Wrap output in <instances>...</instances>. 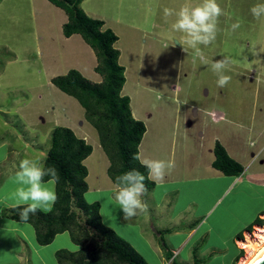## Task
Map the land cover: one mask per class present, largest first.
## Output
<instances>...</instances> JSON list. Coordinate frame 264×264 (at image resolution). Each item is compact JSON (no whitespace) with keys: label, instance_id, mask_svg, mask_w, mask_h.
<instances>
[{"label":"rangeland","instance_id":"obj_1","mask_svg":"<svg viewBox=\"0 0 264 264\" xmlns=\"http://www.w3.org/2000/svg\"><path fill=\"white\" fill-rule=\"evenodd\" d=\"M200 3L202 0H85L81 6L86 13L108 20L119 37L116 47L122 53L119 63L127 68L126 92L133 95L135 107L152 115L151 134L168 129L165 133L175 139L176 156L194 167L206 163L208 150L213 148L217 136L230 140L240 149L246 147L243 152L247 157L264 148V19L255 20L250 13L254 4L264 3V0H217L224 10L219 18L220 32L215 43L200 46L197 51L183 43L184 34L172 30L175 16L165 18L164 9L178 11L185 4L196 6ZM66 19L65 11L48 0H0V108L5 109V114L0 113V121L16 120L15 126L21 128L15 112L29 118L24 120L28 123H37L42 118L45 123L38 128L39 140L32 146L39 151L50 148L51 131L56 126L81 125L82 121H87L78 100L54 86L52 79L75 69L94 83L103 81L95 71L97 56L82 36L76 34L66 38L63 35ZM236 23L240 27L233 30L232 25ZM223 57H230L233 62L225 71L231 81L220 88L211 65ZM222 109L226 119L211 120L209 112ZM189 121L192 126H188ZM9 123L5 126L9 128L7 134L6 129L2 133L6 139H12L13 130L17 129ZM165 144L171 146L172 141ZM203 151L206 153L202 154ZM190 177L198 176L192 174ZM200 184L183 185L182 191L172 194L169 199L175 214L191 200H201L207 183L203 187ZM221 190L217 188L209 194L201 209L192 205L190 213L171 225L170 216L155 217L154 204L160 191L153 193L149 189L144 197L147 211L142 217L129 219L128 224L144 226L148 235L155 233L153 226L160 228L161 232L155 234L162 244V238L167 240L164 229L189 230L191 223H196L194 215L212 206ZM93 194L98 197L96 192ZM227 195L231 197L233 192L230 190ZM107 197L108 192L103 191L104 217L109 211ZM91 198L88 196V200ZM226 202L216 205L206 219L211 222ZM218 206L220 209L215 211ZM172 208L171 212L167 209L170 215L174 212ZM144 217L150 222L145 223ZM173 235L172 241L176 243L183 237ZM262 236L264 225H256L251 232H244L243 240H227L221 253H203L207 246V240H203L194 253H188L187 249L175 260L180 262L188 258L187 264H195L196 259L201 260V264H232L243 251L236 264H248L264 247ZM211 240L213 242L214 238ZM53 245L51 248L56 247L57 242ZM66 246L64 248L74 247L70 242ZM138 247L143 252L145 247L139 244ZM160 247L164 262H169L164 248ZM45 251L43 254L49 261L50 253ZM144 254L149 263L162 259L148 250ZM50 261L54 259L51 257Z\"/></svg>","mask_w":264,"mask_h":264},{"label":"crops","instance_id":"obj_2","mask_svg":"<svg viewBox=\"0 0 264 264\" xmlns=\"http://www.w3.org/2000/svg\"><path fill=\"white\" fill-rule=\"evenodd\" d=\"M86 14L89 17L91 15L94 19L100 17L95 14H90L89 12ZM100 19L105 22L104 29H111L108 20L99 18V20ZM67 21L68 16L64 24ZM74 36L76 35H73L72 37ZM86 47L84 48L86 49ZM120 59L119 62L122 61L121 52ZM121 65L123 66V64ZM124 68L126 75L127 68ZM68 72L64 73V75ZM127 82L128 80L126 78L122 95L130 98V107L134 119L142 121L146 125V133L144 134L139 147L140 161L142 162L144 159L164 160L173 165L163 181H153L149 177L155 184L154 188H152L153 193L156 192V190L160 191L159 198L154 204L155 217L170 216L169 220L172 225L185 214L190 213L192 205L196 204V206H198L197 209H201L200 206L206 202L205 199L207 196L215 192L217 188L222 189L220 192L221 194L215 199L216 202H214V204L212 203V206L202 210L204 211V214L200 213L196 215L195 213L197 210L194 212V220L196 223H191L190 227L187 228L189 230L178 229L175 230L176 232H172L170 228L163 230L165 235H167L166 243L170 248V251L174 254V257L171 260H168L169 262L165 263V259L162 256L163 251L160 247V238H157L155 234L156 232H161L160 228L158 229V227L153 226V231H155V233L152 232L153 235H148L144 226H130L128 224L129 220L125 221L123 219L122 212L118 208H114V194L117 189L115 183L112 181L109 174H107L111 164L110 160L103 148H100L101 144L97 130L90 126L88 121H82L81 125L70 123L67 128L73 130L79 138L84 139L93 147L92 154L84 161V164L88 168V177L86 180L89 187L88 192L85 194L86 201L90 204L99 203L103 223L114 230L122 239L130 243L147 262L148 260L144 254L145 250H148L154 255L158 254L159 257L162 258L161 260H157L156 263L148 262L149 264H171L173 259L177 260V258L182 256L187 249L189 250L188 253H194L200 245L199 242H202L203 240H207V246L205 251H202L203 253L214 254L219 253L218 251L221 253L227 240H234V238L236 240V235L242 232V230L250 225L257 217L264 218V148H261L259 152L253 153L251 157H247V154L244 153L247 149L246 147H243L245 150L243 152V148L240 149L230 140L225 141L217 136L218 138L215 137L214 139L215 142L213 148L208 150V158L205 157L207 159L206 163L199 166L197 165L196 167H194V165L190 166L182 161V157L178 158L176 156L175 139H170L169 134L167 135L165 133L168 129H164L163 131L161 129V131L156 132L155 135L151 134L150 118H152V115L147 110L135 107L133 95L126 92L128 88ZM4 110L5 109L0 108V113H4ZM217 111L212 110L209 112L212 117L211 120L216 122L226 119V113L223 109ZM23 117L24 115H21V113L15 112V118H20L19 122L21 123V128L15 126L16 120L13 122L11 119L10 123L0 121V264H60L56 258L57 252L66 250L70 253H78L82 249V246L73 241L72 235L69 232L56 235L51 244L42 246L39 245L37 241L36 229H34L35 227L32 224L27 222L21 223L4 216V210L13 207L12 193L17 187L14 183V176L19 170L18 166L20 161L23 159H34L40 160L44 165L49 150L48 147H45V150L40 151L36 146L35 148H32V146L36 145L39 140L40 131H38V128L39 126H42L45 121L41 118L37 122L38 124L40 122V125H38L32 121V123L24 121L27 117ZM8 123L17 127L16 131L13 130L14 133L12 139H6V136H2L5 129V133L7 134L8 132L9 128L7 129L5 127ZM188 126H192L191 121L188 122ZM57 127L65 126H56L55 128ZM54 129L51 131L52 133ZM171 141V146L165 144L167 142L171 143ZM217 142H220L225 147L231 158L242 164L244 167V173L240 175V177L224 176L222 172L213 167V162L215 161L214 149ZM17 143L21 145H17ZM251 145L253 146V142ZM204 153H206V151H203L202 154ZM192 174H195L198 177L191 179L190 175ZM202 180L205 183H202ZM191 183H201V187L207 183L203 187V192H201V200H191L186 206L181 208L177 214H175V210H173L169 198L172 194L177 193V191H182L183 185ZM230 190L233 192L231 197H229L230 195H227ZM103 191H106L109 194V197H107L109 201V211L107 212L106 217H104V208L101 200ZM94 192L98 194V197L94 196ZM88 196H92L91 200H88ZM185 200H187V197H185ZM226 200L227 202L221 208L217 216L213 217L212 221L209 222L206 219L207 215L216 205H222ZM220 207L221 206H218L215 211H218ZM171 208L174 211L172 215L169 214ZM167 209H169L170 212H168ZM145 212H142L135 217H142ZM143 221L145 223L150 222V220H147L145 217ZM174 233L183 236L177 243L172 241ZM212 238H214L213 242L211 240ZM219 240L220 242H218ZM56 242L57 246L51 248ZM69 242L70 244H73L74 247L64 248L67 247L66 245L67 243L69 244ZM136 243L145 247L143 248V252L139 249L138 244ZM45 250H48L50 253L49 261L43 254V251L46 252ZM175 255L177 257H175ZM51 257L54 259V262L52 263L50 261ZM187 260L188 258H183L179 263L187 264Z\"/></svg>","mask_w":264,"mask_h":264},{"label":"trees","instance_id":"obj_3","mask_svg":"<svg viewBox=\"0 0 264 264\" xmlns=\"http://www.w3.org/2000/svg\"><path fill=\"white\" fill-rule=\"evenodd\" d=\"M48 1L68 16L63 35L66 38L81 35L94 50L98 61L95 71L103 78L102 82L94 83L79 70L72 69L66 75L53 78L52 84L78 100L84 108L85 119L97 130L100 144L110 160L107 174L112 181L115 182L118 175L136 169L145 175L147 188H154L155 184L140 159H133V156H139L146 125L134 119L130 98L122 95L126 77L125 68L119 63L120 51L115 47L118 36L111 29H104L103 20L86 14L81 8L84 0ZM92 152L93 147L70 128L54 129L44 166L55 167L59 173L60 180L56 185L59 199L52 210L38 211L26 222L35 227L39 245H49L56 235L69 232L73 241L82 246L78 253L57 252L60 264H148L130 243L103 223L100 204L86 201L89 187L86 180L88 168L84 161ZM214 153L213 167L224 176L240 177L244 173L242 164L231 158L220 142L216 143ZM19 211L16 207L5 209L4 216L20 222ZM256 225H264L261 217L238 233L236 240H243L244 232H251ZM161 241L167 260H171L174 254L168 250L163 238ZM242 254L243 251L232 264H236ZM201 263V260H195V264ZM171 264L182 263L173 259Z\"/></svg>","mask_w":264,"mask_h":264},{"label":"clouds","instance_id":"obj_4","mask_svg":"<svg viewBox=\"0 0 264 264\" xmlns=\"http://www.w3.org/2000/svg\"><path fill=\"white\" fill-rule=\"evenodd\" d=\"M250 13L255 20L264 19V3H256L250 8ZM224 15V10L217 0H202V3L191 6L185 4L175 9H164L165 18L175 16L171 28L173 31L185 36L184 44L192 49L200 50V46L208 47L215 43L220 32L219 18ZM240 27L239 23L233 24L232 29ZM179 43V42H178ZM182 46L181 43H179ZM187 51V48L183 47ZM201 59L204 57L201 55ZM230 57H223L212 63L211 67L217 74V85L224 88L231 81V76L226 75V69L232 64ZM139 160V156H133ZM142 166L147 169L148 177L153 181H163L169 170L173 167L164 160L144 159ZM19 170L15 173L14 183L17 185L12 193L13 207L19 208L20 222H26L30 215L38 211H50L57 203L59 197L56 185L60 180L55 167H45L40 160L23 159L19 163ZM48 178L47 180L45 178ZM145 175L136 169H131L115 178L117 191L114 194V208H118L123 219L129 220L147 210L144 197L148 193Z\"/></svg>","mask_w":264,"mask_h":264},{"label":"bare ground","instance_id":"obj_5","mask_svg":"<svg viewBox=\"0 0 264 264\" xmlns=\"http://www.w3.org/2000/svg\"><path fill=\"white\" fill-rule=\"evenodd\" d=\"M264 240V236L261 237V241ZM264 252V247L258 251V253L250 260L248 264H253L256 259Z\"/></svg>","mask_w":264,"mask_h":264},{"label":"water","instance_id":"obj_6","mask_svg":"<svg viewBox=\"0 0 264 264\" xmlns=\"http://www.w3.org/2000/svg\"><path fill=\"white\" fill-rule=\"evenodd\" d=\"M253 264H264V252L256 259Z\"/></svg>","mask_w":264,"mask_h":264}]
</instances>
